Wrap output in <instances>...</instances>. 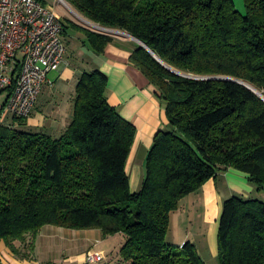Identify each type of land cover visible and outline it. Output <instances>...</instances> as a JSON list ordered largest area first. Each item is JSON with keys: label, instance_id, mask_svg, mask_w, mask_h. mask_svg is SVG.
Returning a JSON list of instances; mask_svg holds the SVG:
<instances>
[{"label": "trees", "instance_id": "trees-1", "mask_svg": "<svg viewBox=\"0 0 264 264\" xmlns=\"http://www.w3.org/2000/svg\"><path fill=\"white\" fill-rule=\"evenodd\" d=\"M83 17L146 44L131 62L157 88L166 128L148 152L141 189L128 162L137 129L110 105L108 77L86 72L72 120L54 138L0 126V242L34 251L46 226L124 234L123 264H206L167 242L180 202L230 168L264 191V0H66ZM104 54L114 36L74 22ZM20 125L26 119L16 118ZM29 241V242H28ZM220 264H264V202L232 197L219 222Z\"/></svg>", "mask_w": 264, "mask_h": 264}, {"label": "crops", "instance_id": "crops-1", "mask_svg": "<svg viewBox=\"0 0 264 264\" xmlns=\"http://www.w3.org/2000/svg\"><path fill=\"white\" fill-rule=\"evenodd\" d=\"M44 1L56 10V5L52 0ZM235 2L238 8L244 11V0H235ZM66 14V16L64 15L62 17L58 14L65 24L69 26L71 22L76 23L68 13ZM89 23L94 24L91 21ZM71 30L69 29L67 31L68 33L70 32L71 36L69 40L71 39V42L69 46L66 45L67 53L65 62L60 70L55 71V80H49L48 75V82L42 89L32 116L26 119L24 125H20L16 117L9 114L4 115L0 110V126L15 128L30 133H45L54 138L60 137L72 120L75 88L79 79L86 72H92L98 69L108 77L107 96L110 105L115 107L120 115L125 120L131 122L137 129L135 144L128 162L131 189L133 192H137L141 189L144 180L145 161L154 143V138L160 130L166 128L168 125L166 110L157 96V88L150 84L144 74L131 62V56L140 47V44L126 35L114 36V42L107 47L105 53L96 54L84 43L82 33L75 30L71 32ZM69 48L71 49V56L69 55ZM12 93L13 87L1 90L0 105L4 106ZM254 192L253 185L250 184L248 176L238 170L230 168L220 173L215 179L210 180L200 192L189 196L190 200L197 201V203L193 202L195 209L200 207L199 216L202 219V224L206 227V232L203 231V228L201 230L205 233L204 235L208 234L211 249L214 254H219L216 233H219L218 228L223 203L227 199L236 197L237 195L243 197L252 196ZM192 212L194 211H191L188 218L189 223L194 218ZM174 215H176L174 217L178 223L173 222L172 214L171 227L168 234V236L172 235V239H175L176 231L183 226L185 220L182 216H179L180 207ZM52 227H44L37 237L35 256L27 251V244L29 243L16 242L15 246L20 253L16 254L5 241H1L0 264H50L44 261L43 252L39 253L40 251L37 252L36 250L40 247L39 243L44 235V231H47L49 236H57L59 234L60 230H56L58 229L57 227ZM64 233L68 235V232ZM90 233L94 236L102 235L98 231ZM189 234L192 237V241L189 242L193 243L198 249L197 242L194 243L193 241H200L201 233L196 232L193 234L189 231ZM69 235L70 239L72 238L71 240L75 238L73 234ZM187 239L188 236H181L182 245L187 242ZM72 242L74 243V241ZM96 242L103 243L99 239ZM83 250L81 249L80 251ZM77 252H79V247H73L71 245V250H67L61 255L59 254L60 258L56 260L55 264H68L69 261L73 262L72 264L86 263V256L90 250L81 255L75 254ZM109 260L106 257L105 261L108 262Z\"/></svg>", "mask_w": 264, "mask_h": 264}, {"label": "built area", "instance_id": "built-area-1", "mask_svg": "<svg viewBox=\"0 0 264 264\" xmlns=\"http://www.w3.org/2000/svg\"><path fill=\"white\" fill-rule=\"evenodd\" d=\"M64 28L44 0H0V91L13 87L7 103L0 105L4 115L32 116L48 75L65 62ZM105 259L103 253H88L86 263Z\"/></svg>", "mask_w": 264, "mask_h": 264}, {"label": "rangeland", "instance_id": "rangeland-1", "mask_svg": "<svg viewBox=\"0 0 264 264\" xmlns=\"http://www.w3.org/2000/svg\"><path fill=\"white\" fill-rule=\"evenodd\" d=\"M53 3L56 5V12L58 14L62 16H66L68 13L69 16L77 23L80 24L82 26L91 28L95 31L96 28H93L92 26H90L89 24H87L85 21H88L85 17H83L76 9H74L66 0L65 3L62 2H57V0H52ZM58 3V4H57ZM83 18V20L81 18ZM89 22V21H88ZM73 30H71L72 32ZM119 32H124L121 30H116ZM74 33V32H73ZM72 33V34H73ZM76 33V32H75ZM78 33V32H77ZM126 33V32H124ZM70 32L67 34H64V40L67 46L70 45L71 39L70 38ZM113 36V35H112ZM115 36V34H114ZM118 36V35H116ZM69 55L71 56V49L69 48ZM56 73L52 72L49 74V80H55L56 78ZM55 78V79H54ZM251 185H253L254 188V194L252 196H248V197H243L241 195H237L236 197L239 198H244V199H257L260 200L262 202H264V191H260L257 188V185L250 183ZM192 200L189 199V196L184 198L181 202H180V217L182 216L185 220L183 222V226L178 229L176 231V236L175 239H172V235H169L167 238V242L169 244H171L173 247H177V248H182V242H181V236L183 237H187V242L192 241V237L191 234H189L192 232L194 233H201V239L200 241H193L194 243L197 242L198 245V249H199V254L201 256V258L204 260V262L206 264H220L219 262V257L218 254H214L212 252L211 249V245H210V240L208 238V234L204 235L206 232V227H204L205 225L202 224V219L199 216L200 214V207L198 209H195V204L197 203L194 202ZM194 205V206H193ZM194 207V210H193ZM192 209V210H190ZM192 212V215L194 214V218L192 219V222L190 221V223L188 222V218ZM176 213V212H174ZM173 213V222L175 221V223H178L175 220L176 215H174ZM188 216V217H187ZM198 217V218H197ZM54 228V227H52ZM201 228H203V231L201 230ZM47 230V229H46ZM56 230H60L59 234H57V236H49V233L47 231H44V235L42 236L41 240H40V247L37 248V252L44 254V261L46 263H50V264H55L56 260H58L59 254H63L65 251L67 250H71V245H73V247H79V252L75 253L77 255H81L83 253H86L87 251L90 250L89 253H103L108 259H110L108 262L107 261H103L100 264H123L121 262V251L123 246L126 243V236L124 234H118L115 236H109V237H105L102 233L101 230L98 229H93V230H69V229H63V228H58ZM210 230V229H209ZM208 230V232H209ZM219 230V228H218ZM98 231L100 232V234L102 233V235H98V236H94L93 234H91L90 232H95ZM64 232H68V235L65 234ZM73 232V233H72ZM214 232V230H213ZM69 234H73V236L75 238H73V240L70 239V235ZM217 237H216V243L218 242V232L216 233ZM97 239L101 240L103 243H97ZM175 240V241H174ZM74 241V243L72 242ZM174 241V242H173ZM73 244H72V243ZM71 244V245H70ZM97 245V246H96ZM84 249L83 251H80L81 249ZM28 252L29 249H27ZM104 251V252H102ZM31 254L33 256H35V248L34 251L31 252ZM73 262L69 261L68 264H72ZM81 264H86L81 263Z\"/></svg>", "mask_w": 264, "mask_h": 264}, {"label": "water", "instance_id": "water-1", "mask_svg": "<svg viewBox=\"0 0 264 264\" xmlns=\"http://www.w3.org/2000/svg\"><path fill=\"white\" fill-rule=\"evenodd\" d=\"M80 18H81V17H80ZM81 19L83 20V18H81ZM83 21H84V20H83ZM85 22H86L87 24H89L90 26H92L93 28H96V30H98V32H102V33L110 34V35H113V36H114V34H115V36H116V35H118V36H120V35H126V36H128V37H130V38L136 40V41L140 44L141 47L146 48L149 52H151V53H152V54H153V55L159 60V58L157 57V55H156L151 49H149V47H148L146 44H144V43L141 42L140 40L136 39L135 37L131 36L130 34H127V33H124V32H119V31H116V30H113V29L103 28V27H101V26H98V25H95V24H91V23H89L88 21H85ZM228 80H231V81H234V82L240 83V84H242V85L248 87L249 89H251V90H253L254 92H256V93H257L262 99H264L263 94L260 93L257 89H255V88L252 87L251 85L246 84V83L241 82V81L233 80V79H228Z\"/></svg>", "mask_w": 264, "mask_h": 264}]
</instances>
